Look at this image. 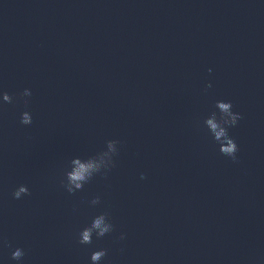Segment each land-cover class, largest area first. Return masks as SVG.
<instances>
[{
	"label": "clouds",
	"instance_id": "9594fccd",
	"mask_svg": "<svg viewBox=\"0 0 264 264\" xmlns=\"http://www.w3.org/2000/svg\"><path fill=\"white\" fill-rule=\"evenodd\" d=\"M211 71V69H209ZM211 87V85H208ZM22 97H30L32 95L30 89H24V91L20 94ZM2 99L6 103L13 102V96L9 95L7 92L2 94ZM28 101L25 100V104L27 105ZM216 106L220 109L221 113L227 115L228 119H224L223 116L220 119V123H217L215 118L207 119L206 123L207 126L211 129L214 133V139L217 141L221 147L220 152L228 157H231L234 161L236 160V153L238 151V146L234 139H232L228 134V127L236 126L237 122L242 119V116L239 113L233 112L232 103L225 102V101H217ZM213 117L215 114L213 113ZM21 124L23 125H30L32 123V116L28 111H25L21 115ZM223 124L226 127H221L220 125ZM219 128V130H217ZM223 138V139H221ZM226 142L227 146H223ZM119 141L109 140L107 141V145L109 149L114 153V156L118 154L117 144ZM76 167L71 172H66V183L63 184L66 191L70 194H74L78 190H82L84 184L89 182L94 173H100L99 169L94 166L92 163L84 164L81 163L79 159L73 161ZM114 166V161H112L111 167ZM110 167V168H111ZM109 168V169H110ZM144 174H141V179H144ZM29 189L26 185H20L14 192L13 198L20 199L24 195H29ZM100 203V197L97 196L92 199L91 204L97 205ZM108 213H102L93 218L92 223L90 226L83 228L79 233V241L78 243L82 245H87L92 243L93 233L100 238L104 237L106 234L113 231V225L107 219ZM107 219V223L103 224L104 220ZM103 224V226H102ZM123 239V236H121ZM25 255V252L22 248H16L11 253V259L14 261H21ZM107 255L106 249H101L94 251L91 254L90 260L91 264H99V262Z\"/></svg>",
	"mask_w": 264,
	"mask_h": 264
}]
</instances>
